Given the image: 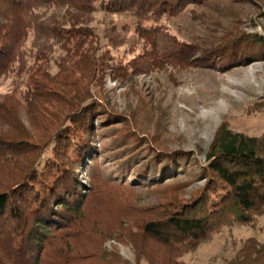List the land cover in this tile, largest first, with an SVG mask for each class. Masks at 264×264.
Returning a JSON list of instances; mask_svg holds the SVG:
<instances>
[{
    "label": "rangeland",
    "instance_id": "374dc122",
    "mask_svg": "<svg viewBox=\"0 0 264 264\" xmlns=\"http://www.w3.org/2000/svg\"><path fill=\"white\" fill-rule=\"evenodd\" d=\"M58 18L62 24L89 29L92 35V45L83 47L88 56L74 70L71 82L76 85L74 93L90 91L93 97L94 131L89 142L96 151L95 162L103 174L117 178L115 170L122 166L127 175L144 179L140 187L104 186L96 191L97 199L88 197L101 213L96 222L109 227L104 232L110 236L100 239L93 233L74 239L73 249L86 255L97 248L99 256L72 264H149V259L159 264L167 257L166 250L140 236L135 222L149 216L151 209L161 212L164 204L188 200L203 189L206 155L219 128L264 138V114L255 106L264 99V0H197L175 15L145 22L150 36L139 35L134 18L125 14L70 10ZM161 53L171 54L166 60L170 64ZM61 54L55 49L50 59L39 60L34 68L55 74L54 61ZM167 64L169 71H163ZM29 77L24 72L17 79H0V134L12 142L43 137L62 106L61 95L44 103L26 102L21 94ZM122 140L136 150L128 153ZM24 153L0 163V185L24 163L29 150ZM124 156L129 159L122 162ZM149 162L159 171L150 165L147 173L146 167L137 171L136 166ZM86 173L82 170L78 177L88 186ZM130 178H125L129 184ZM114 196L125 199L129 209L113 206ZM249 237L264 243V216L252 226L224 227L179 261L223 264ZM91 245L93 249H88Z\"/></svg>",
    "mask_w": 264,
    "mask_h": 264
},
{
    "label": "trees",
    "instance_id": "16d2710c",
    "mask_svg": "<svg viewBox=\"0 0 264 264\" xmlns=\"http://www.w3.org/2000/svg\"><path fill=\"white\" fill-rule=\"evenodd\" d=\"M194 1L197 0H0V79L9 76L17 79L24 72L30 73L21 94L28 103H44L51 97L63 96L53 125L36 142L24 139L12 142L0 134V163L13 160L15 153L22 155L25 149L29 150L24 163L19 164L7 183L0 185V237L6 231L4 244L0 246V264H72L75 259H97L98 250L92 245L88 249L93 251L86 255L71 246L82 235L88 238L97 233L100 239L110 236L104 232L109 227L96 222L101 213L95 211L88 197L97 199L96 191L104 186L140 187L144 180L127 175L122 166L118 169L121 174L115 170L117 178L103 174L95 162L96 151L89 142L94 131L93 97L90 91L74 93L76 85L71 82L74 70H79L82 59L88 56L83 47L92 45L89 40L92 35L89 29L76 24H62L58 17L70 10L86 15L93 12L130 15L136 32L150 36L153 34L145 22L175 15ZM55 49L62 53L54 61L55 74L34 68ZM170 55L161 53L164 62ZM168 64L163 71H169ZM255 106L257 112L264 114V99ZM122 141L126 143L121 147L128 153L136 150L135 145L129 146V141ZM125 157L122 162L129 159ZM206 157L202 178L206 184L201 191L188 200L164 204L161 212L151 209L149 216L135 222L140 236L156 241L166 250L167 257L161 264H184L179 261L182 255L224 227L252 226L264 216V138L221 127ZM149 165L153 171L160 169L149 162L136 166L137 171L146 167L147 173ZM82 170L89 177L88 186L78 177ZM127 176L131 177L130 184ZM110 203L120 210L129 209L125 199L118 196ZM117 218H121L120 214ZM125 221L129 223V217ZM153 263L149 259V264ZM223 264H264V243L255 237L246 238Z\"/></svg>",
    "mask_w": 264,
    "mask_h": 264
}]
</instances>
